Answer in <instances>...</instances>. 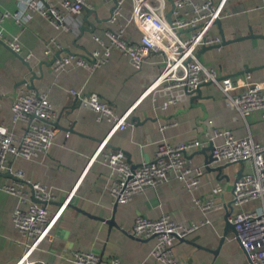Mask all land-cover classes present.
<instances>
[{
  "label": "crops",
  "instance_id": "obj_1",
  "mask_svg": "<svg viewBox=\"0 0 264 264\" xmlns=\"http://www.w3.org/2000/svg\"><path fill=\"white\" fill-rule=\"evenodd\" d=\"M54 1L59 4L62 0ZM88 1L94 9L84 8L81 14L72 18L70 30L54 27L39 13H32L23 25L17 24L13 17L3 20L5 34L19 36L20 53L39 76L34 82L39 91L47 93L56 110L51 121L58 120L61 110L70 105L74 107L71 119L62 117L59 121L70 129L51 123L57 127V133L48 152L35 158L8 157L14 168H22L29 178L46 183L55 193L56 199L49 204L50 215L62 211L51 227L54 240L45 237L29 250L31 241L19 232L11 216L20 204L18 198L0 188V264H16L27 250V260L40 263L76 264L74 251L91 250L101 254L104 260L117 256L121 264H163L151 254L155 237L143 240L130 233L138 215L158 218L163 213L185 223L210 219L191 233L188 240L175 242L174 250L182 264H250L247 252L232 229L221 241L226 227V204L233 200L234 180L242 165L234 163L224 168L223 173L229 174V180L218 178L216 171L205 169L204 155L197 152L201 147L188 150L192 163L204 166L201 181L195 188L188 189L183 182L170 176L155 187H145L129 202L118 203L113 212L115 200L110 186L114 174L103 160V151L125 150L129 162L136 165L152 160L162 140L179 143L198 139L203 127L197 116L204 115V108L199 106L189 112L183 111L182 108L190 103L187 98H177V102L167 109L159 107L171 95L166 90L148 89L163 67L159 53H152L139 69L127 55L113 49L106 62L95 70L72 63L64 70L56 71L54 63L51 65L50 62L57 53L88 56L94 49L103 48L94 35L104 36L106 28H123L125 36L133 41L142 37V31L128 20L133 0L125 1L116 21L111 20L116 0ZM214 1L223 4L222 26L228 39L248 35L250 28L255 33H264V0ZM171 7L172 3L167 0L168 10ZM17 8V0H0L1 10L15 11ZM189 33L190 30H183L182 35ZM210 33L221 36L218 24L211 26ZM106 41L109 43L108 38ZM48 48L50 53L46 52ZM199 58L221 75L248 69L254 76H262L264 38L244 37L206 50ZM30 75L25 62L0 41V122L7 124L17 137L22 135L27 124L13 121L12 103L21 90L27 88L19 82ZM73 89L80 95L73 93ZM91 92L111 102L120 114L126 113L129 125L124 129L113 128L109 120H98L97 114L83 100L82 95ZM202 94L209 96L204 101L208 111L205 122L210 126L202 136H211L213 126H216L231 129L238 137L247 136L264 142L261 111L243 116L219 99L220 89L214 83L203 85ZM133 115L139 116L136 123L131 121ZM221 140L216 138L217 143ZM250 169L246 162L244 172ZM12 176L11 172H4L0 184L10 181ZM195 197L212 198L215 205L203 210L196 205ZM68 201L69 204L60 203ZM260 206L261 200H252L245 203L243 209ZM113 213L117 225H110L103 219L110 218ZM214 249H217L216 253Z\"/></svg>",
  "mask_w": 264,
  "mask_h": 264
},
{
  "label": "built area",
  "instance_id": "obj_2",
  "mask_svg": "<svg viewBox=\"0 0 264 264\" xmlns=\"http://www.w3.org/2000/svg\"><path fill=\"white\" fill-rule=\"evenodd\" d=\"M125 1L116 0L112 21H116L121 15ZM17 2L18 8L15 11L0 9V38L17 52L22 51V43L18 35L5 34L2 25L4 19L13 17L17 24L23 25L32 13H39L48 18L54 27L70 30L72 18L81 14L85 7H95L88 0H62L59 4L54 0ZM173 4L172 21H169L167 13L171 8L168 10L167 0H133L128 20L142 31L139 41L127 38L123 28H106L104 36L94 35L103 48L94 49L88 56H61L54 62L55 70H64L72 63L95 70L106 62L113 49L127 55L133 66L139 69L152 53H159L164 62L163 67L150 84L149 90L158 92L184 86L193 89L201 82L211 81L220 89L219 99L228 106L235 108L243 116L259 110L264 118V75L254 76L250 70L221 75L216 68L206 66L197 54V49L202 45L221 41V36L211 34L210 28L214 20L221 17L223 4H217L214 0H173ZM188 28L193 29L185 36L177 31ZM46 52L50 53L51 49H46ZM72 92L80 95L75 89ZM82 96L84 102L97 114L98 120H109L113 128L124 129L129 125L127 114L117 112L116 107L99 94L91 92ZM176 102L177 97L170 95L159 107L167 109ZM12 111L13 121L25 122L27 127L17 137L7 124L0 122V176L4 172L13 174V178L0 184V188L18 198L20 204L13 209L11 216L19 232L31 241L28 245L30 250L45 237L54 240L51 227L62 209L51 216L49 204L56 199L55 193L46 183L29 178L22 168H14L8 157L35 158L48 152L57 133V127L50 122L56 115V110L46 92L27 87L14 99ZM132 123H136V120ZM209 138L215 144L213 156L219 161L244 160L251 167L234 180L233 212L229 215V220L234 223L235 237L247 252L250 264H264V142L247 136L238 137L231 129L216 126H213ZM216 138L222 140L217 143ZM206 144L207 141L200 139L179 143L162 140L154 158L144 160L137 167L129 162L125 150L103 151V160L111 166L114 174L110 186L114 200L127 203L145 187H155L170 176L183 182L188 189L195 188L201 181L204 166L194 165L186 152ZM194 200L203 210L215 205L212 198L195 197ZM252 200H261V206L243 209V205ZM209 222V218H204L185 223L173 219L169 213H163L158 218L138 215L130 233L139 238L155 235L156 244L151 252L152 257L163 264H182L174 250L175 242L187 238ZM29 250L16 264H54L28 261ZM74 261L76 264H121L117 256L104 260L101 254L91 250L74 251Z\"/></svg>",
  "mask_w": 264,
  "mask_h": 264
},
{
  "label": "water",
  "instance_id": "obj_3",
  "mask_svg": "<svg viewBox=\"0 0 264 264\" xmlns=\"http://www.w3.org/2000/svg\"><path fill=\"white\" fill-rule=\"evenodd\" d=\"M169 1L172 3V7L169 10V12L167 13V16H168L169 21H172V13H173L174 4H173V0H169ZM115 7L116 6H114L113 9H112V14H113V11H114ZM85 8H87V7H85ZM214 24H218V26L220 28L221 41L218 42V43H214V44L202 45L200 50L197 52L199 57L206 50H210V49H213V48L221 47V46L225 45L226 43H229L231 41H237V40L243 39L244 37H263L264 38V33H255L250 28V30H251L250 34L245 35V36H239V37L228 39L226 34H225V32H224V29H223V26H222V19H221L220 16H218L214 20ZM191 29H193V28H191ZM191 29L188 28L187 30H191ZM93 30H95V28ZM177 31H178V33L183 32V30H177ZM0 41L3 44H5L6 46H8L17 56H19L25 62V64L27 65V67L29 69V72L31 73V75L29 77L22 78V80L19 82V84H26V86L28 88L38 90V88H37V86H36V84L34 82V79L39 77V76H38L36 70L33 69L30 61L27 60L25 58V56L23 54H21L20 52H17L15 50H13L3 39L0 38ZM68 51L70 53L72 52L71 50H68ZM59 57H61V54L57 53L54 56V58L51 60L50 64L52 65L55 62V60L57 58H59ZM244 70H248V69H244ZM244 70H240L238 72H241V71H244ZM205 84H212V82L211 81L201 82L196 88H193V89H189V88L184 86V87H177V88H174V89H171V90H166V92H168L171 95H174L175 97H177L179 99H186L187 98L190 101L189 106H187L186 108H182V110L185 111V112H187V111L189 112L192 109H195V108H197L199 106L204 108V115H198L197 116V120H198L199 124L203 127V130L198 133L197 137H198V139H200L202 141H207V144L202 146L201 148H199L197 150V152L204 155L205 169L207 171H216L217 175H218V178L226 177V179L229 180V178H230L229 174L223 173L224 168L228 167V166H230V165H232L234 163H240L242 166H241L240 170L238 171V173L236 175V178H238V177H240V176H242L244 174L245 161L244 160H239L237 162L228 161V162H225V163H221L219 161V159H217L216 157L213 156V149L215 147L214 141L211 138H209L208 136H202L205 133H207V130L210 127L205 122V120L208 117V111L205 108L206 102L204 100H205L206 97H209V96H204L202 94V86L205 85ZM210 97L215 98V95H211ZM73 107L74 106L70 105L69 107H67L66 110H61L60 113H59L58 120L55 121V122H53V121H50V122L55 124V125H58L60 127H64L65 129H70L67 126H64L63 124H61L59 121H60V118H62V117H65L68 120L71 119L70 116H71V114L73 112V110H72ZM138 117H139L138 115H133L132 118H131V121L137 120ZM186 155L188 156V152H186ZM190 157H191V155H190ZM132 165H133V167H137L138 166V165L133 164V163H132ZM60 203L64 204L65 202H60ZM67 203L69 204V201ZM117 204H118V202L115 201L113 212H115ZM70 205H73V204L70 203ZM232 212H233V201H230V202H228L226 204V214H225L226 227H225V232H224V234H223V236L221 238V241L225 240V237L228 235L229 229H232L235 232L234 223L229 220V215ZM103 219H105L110 225H113V224L117 225V222H116V219H115V213H113L110 218H103ZM153 237H155V235L151 236V237H148V238H153ZM137 238H139V237H137ZM148 238H140V239L144 240V239H148ZM181 240H188V239L187 238H183ZM213 251L216 253L217 249H214Z\"/></svg>",
  "mask_w": 264,
  "mask_h": 264
}]
</instances>
